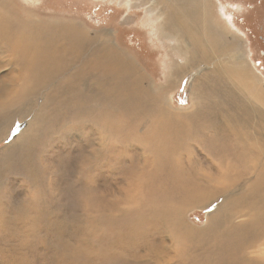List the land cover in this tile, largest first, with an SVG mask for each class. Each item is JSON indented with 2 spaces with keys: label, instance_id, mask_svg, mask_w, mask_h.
I'll list each match as a JSON object with an SVG mask.
<instances>
[{
  "label": "rangeland",
  "instance_id": "374dc122",
  "mask_svg": "<svg viewBox=\"0 0 264 264\" xmlns=\"http://www.w3.org/2000/svg\"><path fill=\"white\" fill-rule=\"evenodd\" d=\"M203 2L177 30L163 3L0 0V264H264V0ZM69 17L79 56L28 74L21 40L46 50ZM111 46L129 54L104 72Z\"/></svg>",
  "mask_w": 264,
  "mask_h": 264
},
{
  "label": "bare ground",
  "instance_id": "6f19581e",
  "mask_svg": "<svg viewBox=\"0 0 264 264\" xmlns=\"http://www.w3.org/2000/svg\"><path fill=\"white\" fill-rule=\"evenodd\" d=\"M141 1L146 4L148 3L147 4L148 11L154 13V15L156 16L154 18H158L160 15V12H157L159 10L155 9L159 3L161 4L163 3L166 5V7H168L167 10L168 13L165 16L163 22L158 23L159 27L162 24H170L175 22L176 23L175 28H177V30H181L182 26L184 25H192L193 23H204V24L206 23V18L203 15V8L206 4L203 2V0H141ZM179 18H181V20L177 21V19ZM58 20H64L65 22L64 23L60 21L55 22L57 26L50 31L51 35L48 38H46L45 41L46 45L44 44L45 45L44 48L46 50H38V49H42V46H38L39 43L37 44L34 38L31 39L28 37L27 40L28 39L31 40L29 42L27 41L25 42L23 40H26V38H24L26 37V35L24 37L22 36L24 39L21 40V42L23 43L20 44L19 50H22V53L27 55L26 61L24 60L23 65L25 66L26 68L25 70L28 72V74L29 73H33L34 75L46 74L47 72H50L52 69H57L61 66L65 67L64 63L66 62L68 55L79 56L78 52L81 51V49L85 44V41L88 38V35L86 33L87 28L78 26L77 24L82 25L81 24L82 22L79 20H75L71 18L70 19L61 18ZM57 36L64 37L63 39L64 41L60 42L59 39H57ZM39 40L43 41V39L41 38H39ZM176 40H177L176 49L185 50V52L189 53L190 55L198 51L200 48L197 44L193 43V41L185 39L182 33H180L178 37H176ZM115 47L113 46L110 47L113 52L112 56H107L108 58L99 57L98 60L94 62L97 63L100 66V69H102L104 72L108 70L110 71L117 64H119L121 54L118 50H120L122 53L129 54L127 51H125V49L119 48L117 50L116 49L117 47L116 48ZM94 63L91 61L90 65ZM86 67L87 66H85V68ZM238 74L242 78L244 77L243 71L238 72ZM33 78L35 81L31 79L30 84L32 83L35 84L36 82H39V77H33ZM193 79H195V77ZM210 91L214 93L213 90L210 89ZM212 93L209 91H202V88L198 87L193 90L192 97L194 98V101L200 103V101L208 100L212 96ZM228 97L230 96L223 95L220 100L221 103L222 102L227 104L230 103L231 97L230 99ZM223 109L226 110L227 106L223 105ZM234 120H237V118H234ZM164 121L165 122L163 123V125L161 124L163 133L165 134L167 139H172V137L175 136L174 131L180 127V123L173 118H166ZM258 124H260V122H258ZM234 127H238V126L227 125L226 129L234 130ZM240 144H241V153L243 154H246L247 150L252 148V145L254 146V144L243 141L240 142ZM258 179L259 181L255 183V185L253 186V188H255L257 191L264 188V172L258 176Z\"/></svg>",
  "mask_w": 264,
  "mask_h": 264
},
{
  "label": "clouds",
  "instance_id": "9594fccd",
  "mask_svg": "<svg viewBox=\"0 0 264 264\" xmlns=\"http://www.w3.org/2000/svg\"><path fill=\"white\" fill-rule=\"evenodd\" d=\"M97 149L100 151V154L99 155H96L95 152H93L91 150V154H86L82 160H81V163H80V166L81 164L83 163H88V170L95 164L99 163L100 161H102L105 157L109 156L110 153L108 152L107 149H101L100 148V145L99 147H97ZM88 157H91L90 160H88L87 158Z\"/></svg>",
  "mask_w": 264,
  "mask_h": 264
}]
</instances>
